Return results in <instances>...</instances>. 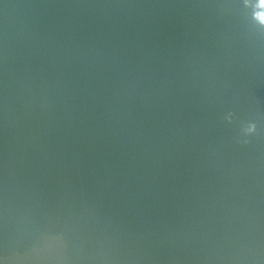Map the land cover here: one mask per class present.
<instances>
[{
  "label": "water",
  "instance_id": "obj_1",
  "mask_svg": "<svg viewBox=\"0 0 264 264\" xmlns=\"http://www.w3.org/2000/svg\"><path fill=\"white\" fill-rule=\"evenodd\" d=\"M0 264H264V0H0Z\"/></svg>",
  "mask_w": 264,
  "mask_h": 264
}]
</instances>
